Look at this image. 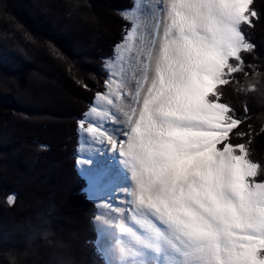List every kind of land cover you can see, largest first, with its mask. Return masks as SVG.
Segmentation results:
<instances>
[{"label": "snow or ice", "instance_id": "1", "mask_svg": "<svg viewBox=\"0 0 264 264\" xmlns=\"http://www.w3.org/2000/svg\"><path fill=\"white\" fill-rule=\"evenodd\" d=\"M253 4L147 0L128 10L134 23L116 46L121 67L111 74L119 79L96 96L122 113L124 139L79 122L118 150L126 169L122 217L139 227L122 219L119 264H264V181L255 179L264 166L245 144L229 142L242 121L221 102L222 87L244 71L242 53L255 47L243 30L259 18ZM88 116L116 120L97 106ZM77 163L94 186L106 181V169L86 167L90 157ZM16 198L9 194L8 204ZM100 241L107 254L103 231Z\"/></svg>", "mask_w": 264, "mask_h": 264}, {"label": "trees", "instance_id": "2", "mask_svg": "<svg viewBox=\"0 0 264 264\" xmlns=\"http://www.w3.org/2000/svg\"><path fill=\"white\" fill-rule=\"evenodd\" d=\"M135 1L0 0V264H106L77 169L79 122L105 94ZM252 7L259 18L243 30L255 47L221 102L242 121L229 142L264 166V0Z\"/></svg>", "mask_w": 264, "mask_h": 264}, {"label": "rangeland", "instance_id": "3", "mask_svg": "<svg viewBox=\"0 0 264 264\" xmlns=\"http://www.w3.org/2000/svg\"><path fill=\"white\" fill-rule=\"evenodd\" d=\"M146 2L147 0H136L135 4H142ZM156 2L157 0H151V3L153 5ZM127 15L129 17V21L133 24L134 20L132 19V17L134 14L132 12H129L127 13ZM145 15H148V13H145ZM131 26L132 25H130V27ZM20 47H18V49ZM19 50L20 52H22L21 49ZM116 53H117V48L115 49L114 59L111 61H107L106 64V71L108 72L107 73L108 80L111 78H115L117 80L119 79V76L112 77L111 75L112 73L118 72L119 68L121 67L120 61L116 59ZM123 55L127 59L129 54L123 53ZM114 60L115 63H113ZM124 66L127 68L126 64ZM55 87L57 90L56 85ZM105 90H106L105 91L106 94L108 92V88L106 87ZM46 97L48 103V102H53V100L57 96L55 98H52V100H48L49 95H47ZM93 106H97L98 109L101 111L108 110L110 111V113L115 114L116 120L114 122L110 118H96L93 116H88L85 117L84 119L86 121L85 127L87 126V121L92 120L94 123L101 125L102 130H106L108 133L112 134L115 139L123 140L124 137L122 133L126 130V126L124 124V117L122 113L117 111L115 108H112L111 106H108L103 102L97 100H95ZM79 133H80V144H79L80 146H79L77 161L80 160L81 158L90 157L93 163L91 165H87L86 167H91L94 169L95 168L106 169L108 173L106 181L103 183L102 186L100 185L94 186L85 178L82 172V166L77 163V169L81 177L84 178L85 179L84 181L87 183V188L85 193L87 194L88 198L99 207L98 215L96 217L97 219L95 221L97 228L96 230L99 236L98 241H96L97 242L96 247L100 252V254H102L103 258L105 259L106 264H119V246L117 245L116 241L122 235L119 232V225L123 219L122 213L124 216L128 215L127 212L128 204L126 202L127 197L124 192L125 186H127L129 183L127 179L126 169L122 163V158L118 154V150H113L106 140L104 142H100L99 140L94 141L91 134L87 133L85 130H82L81 128ZM30 186L31 185H29V187ZM32 187L35 186L32 185ZM117 209H119L120 211H117ZM123 222L127 223L129 226H135L137 228L139 227L134 225L133 222L127 219H123ZM102 231L106 234L107 237V242L105 244V247L108 249L107 254L101 251L100 234Z\"/></svg>", "mask_w": 264, "mask_h": 264}, {"label": "bare ground", "instance_id": "4", "mask_svg": "<svg viewBox=\"0 0 264 264\" xmlns=\"http://www.w3.org/2000/svg\"><path fill=\"white\" fill-rule=\"evenodd\" d=\"M37 35V34H36ZM62 36V35H61ZM101 86V85H100Z\"/></svg>", "mask_w": 264, "mask_h": 264}]
</instances>
